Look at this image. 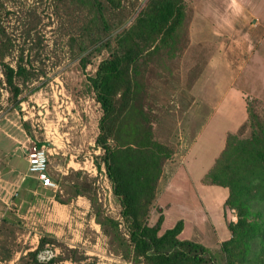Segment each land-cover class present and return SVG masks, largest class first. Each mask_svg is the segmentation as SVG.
Returning <instances> with one entry per match:
<instances>
[{"label": "rangeland", "instance_id": "1", "mask_svg": "<svg viewBox=\"0 0 264 264\" xmlns=\"http://www.w3.org/2000/svg\"><path fill=\"white\" fill-rule=\"evenodd\" d=\"M145 1L125 3L135 16ZM185 1L189 10L177 43L155 55L139 75L142 106L152 120L154 136L171 150L148 222L154 225L162 215L163 231L182 220L181 239L204 244L219 264H227L222 244L232 235L229 223L238 221V210L226 205L229 188L212 184L208 175L230 134L251 136L250 113L264 121V54L247 63L249 24H236L235 35H198L230 24L193 22L194 8ZM5 5L9 14L2 22L18 49L32 10L41 18L42 39L26 46L37 75L22 86L20 107L13 105L0 64V127L19 140L28 135L45 143L58 184L46 188L35 181V188L43 190L38 194L41 200L29 196L26 205L12 207L11 226L2 234L12 236L15 250L24 241L32 250L44 241L37 261L26 255L17 264H144L135 259L121 202L106 173L104 150L97 144L103 111L88 75L108 51L93 54L83 68L82 53L89 51L81 53L78 44L70 42L77 29L76 14L57 17L52 0H5ZM228 46L238 52L233 70L215 64V55L228 52ZM189 107L198 112L190 113ZM22 168H27L25 161ZM52 199L60 206H52ZM259 208L257 202L254 210ZM45 251L50 258L39 257Z\"/></svg>", "mask_w": 264, "mask_h": 264}, {"label": "trees", "instance_id": "2", "mask_svg": "<svg viewBox=\"0 0 264 264\" xmlns=\"http://www.w3.org/2000/svg\"><path fill=\"white\" fill-rule=\"evenodd\" d=\"M52 6L57 17L64 12L76 14L77 29L70 42L77 43L81 53L89 51L82 53L83 68L92 62L93 54L108 51L88 80L103 111L97 144L104 150L106 173L121 202L135 259L144 264H219L204 244L181 239L182 220L163 231L162 215L154 225L148 222L171 150L154 136L152 120L142 106L144 87L139 75L155 55L177 43L188 4L185 0H146L135 9V16L125 0H52ZM30 12L18 49L2 22L9 11L5 0H0V64L16 107L23 100L22 86L37 75L30 54L25 53L26 46L41 43V18L33 14L35 10ZM250 119L251 136L230 134L208 175L212 184L229 188L226 205L238 210V221L229 223L232 235L222 244L227 264H264V121L254 113ZM257 202L260 208L254 210ZM43 247L41 240L28 255L37 261Z\"/></svg>", "mask_w": 264, "mask_h": 264}, {"label": "crops", "instance_id": "3", "mask_svg": "<svg viewBox=\"0 0 264 264\" xmlns=\"http://www.w3.org/2000/svg\"><path fill=\"white\" fill-rule=\"evenodd\" d=\"M190 1L195 12L193 22L230 24L225 30L206 31L203 29L198 32V35L217 36L223 33L235 35L237 34L236 24H249L245 34L249 37L246 48L247 63L256 56L259 57L261 52L264 54V0ZM257 36L263 37L259 39ZM228 47V52H218L215 55V64L233 70L237 67L235 64L238 52L237 48L232 50V46ZM229 91L230 89L228 93ZM189 110L190 113H195L197 108L189 107ZM32 140L28 135L25 139L19 140L0 127V227L2 228L0 232V264H17L18 260L25 258L34 249L29 248L26 244L27 241H24L25 245L15 250L12 236L2 234L8 232V228L11 226L13 215L11 209L14 205L22 207L29 196H34L37 202L41 200L38 194L42 195L43 190L40 192L35 188L38 180L28 174L27 147ZM23 161L27 163L25 170L22 168ZM51 202L52 206H60V203L54 199Z\"/></svg>", "mask_w": 264, "mask_h": 264}, {"label": "built area", "instance_id": "4", "mask_svg": "<svg viewBox=\"0 0 264 264\" xmlns=\"http://www.w3.org/2000/svg\"><path fill=\"white\" fill-rule=\"evenodd\" d=\"M50 154L45 143L30 141L27 147L28 174L35 177L43 187L55 189L58 184L52 172ZM45 253L47 252H41L39 257L48 258Z\"/></svg>", "mask_w": 264, "mask_h": 264}]
</instances>
